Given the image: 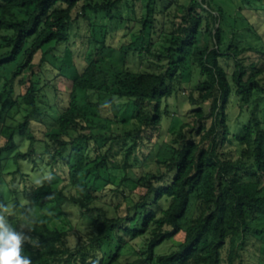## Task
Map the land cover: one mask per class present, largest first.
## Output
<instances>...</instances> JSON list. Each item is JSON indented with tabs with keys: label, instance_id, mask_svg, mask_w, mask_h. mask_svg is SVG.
Segmentation results:
<instances>
[{
	"label": "trees",
	"instance_id": "obj_1",
	"mask_svg": "<svg viewBox=\"0 0 264 264\" xmlns=\"http://www.w3.org/2000/svg\"><path fill=\"white\" fill-rule=\"evenodd\" d=\"M123 1L129 0H0V77L4 64L24 52V58L12 71V78L1 84V97L5 91L8 93L3 99L2 112L12 98L11 83L27 68H35L34 60L40 50L45 52L50 43H68L73 26L88 17L87 12L99 16L103 25L100 38L97 31L93 34L91 55H82V66L73 61L67 72L65 65L61 66L65 68L64 75L72 80L62 108L52 114L49 107H43L31 82L24 99L32 110L24 120L7 125L0 118V132L5 136L0 155L15 149L18 138L24 136L29 139L31 151L36 150L40 140L56 163L64 161L72 132L89 128L85 123L86 107L98 104L105 97L109 104L124 99L127 108L133 105L128 112L137 124V133L129 155H136L140 139L144 143L158 133L160 102L178 88L176 83L194 104L188 114L190 119L172 132L169 156L159 158L156 169L135 173L136 183L143 186L144 192L137 200L127 203L125 211L120 210L122 202H119L116 215L94 206L97 188L85 183L89 155L82 154L92 136L86 132L79 134L73 141L76 159H67L63 164L65 169L68 167L70 185L76 191L60 187L42 190L44 185L39 184L33 186L30 195L40 206H47L53 200L58 206L78 204L93 213L94 227L81 243L72 247L68 230L50 227L39 220L22 254L29 256L32 264H143L142 257L124 262L118 257L127 239L149 232L148 257L156 264H222L226 247L228 264H243L236 261L241 255V240L252 231V222L264 216V81L260 77L263 69L256 61L248 64L243 54L248 49L264 53V45L259 48L257 42H251L248 47L239 46L234 31L233 40L224 47L227 12L223 6L207 0H189L172 22L167 68L130 70L126 66L129 47L112 46L107 36L112 25L121 22L116 11ZM158 2L146 0L147 18L141 23L149 40L144 41L143 47L151 46L157 34L155 22L161 14ZM200 34L205 37L203 45ZM106 48L123 54L125 75L97 84L100 72L97 57ZM188 63L194 64L200 75L191 88L184 85ZM19 81L27 82L23 77ZM93 93L97 94L95 100L91 98ZM258 99L262 105L245 116L243 130L238 134L231 121L233 109L236 104L243 108ZM48 114L51 121L43 123L38 134L33 124ZM54 127L57 130L50 131ZM232 144L236 148H231ZM144 147L140 149L147 153ZM26 155L18 151L15 161L20 162ZM101 164V167L106 164V157ZM129 165L127 160L125 167ZM194 204L197 212L187 221ZM94 209L99 211L94 213ZM182 230L184 239L175 249L156 253L158 245ZM114 240L118 241L116 247ZM105 243L110 246L108 251L104 249Z\"/></svg>",
	"mask_w": 264,
	"mask_h": 264
},
{
	"label": "rangeland",
	"instance_id": "obj_2",
	"mask_svg": "<svg viewBox=\"0 0 264 264\" xmlns=\"http://www.w3.org/2000/svg\"><path fill=\"white\" fill-rule=\"evenodd\" d=\"M207 1L223 6L227 12L226 22L224 23V47H227L233 40L234 31H237L235 36L239 46L246 47L251 42H257L259 48L264 45V0ZM187 2L189 0H159L161 14L157 15L158 19L155 22L157 34H155L151 46L143 47L144 41L149 40L141 23V20L147 18L146 0L123 1L116 11L121 22L118 26L112 25L113 28L110 29L107 36L108 42L112 46L125 45L129 47L126 63L128 69L162 71L167 68L169 59L167 46L170 44L169 37L172 31V22ZM87 15L88 17L80 19L73 26V36L68 43L60 45L55 42L50 43L45 52L40 50L37 53L34 60L36 64L34 69L27 68L21 76L15 77L11 83L14 91L12 98L9 99L6 105L5 112L1 110L3 99L8 97V93L5 91L3 97L0 95V118L3 117V121L7 125L18 124L32 110L24 99V94L31 82L37 89L39 101L43 104V107H49L52 114L64 106L72 80L71 77L64 75L62 69L65 68L61 67L62 64L65 65L66 72L70 71L68 66L73 61L82 66V55H91L95 42L93 34L97 31L99 38L101 37L100 30L103 25L100 17L92 12H87ZM105 23L109 25L108 21ZM236 23L238 24L234 28L233 25ZM199 41L200 44H205L203 34L199 35ZM243 56L248 64L256 61L257 66L262 67L263 71L260 77L264 81V53L259 52V49H248ZM23 58L24 52H21L15 59L4 64L1 71L0 85L7 79L12 78V71ZM123 59L124 56L120 51H112V48L103 49L97 57L100 71L96 79L97 84L107 79L115 80L124 76ZM231 65L233 66V63ZM20 77H23L27 82L21 83L19 81ZM184 77L186 78L184 85L191 88L199 81V70L194 64L188 63ZM30 79L31 81H29ZM176 87L178 88L174 92L163 97L160 102L161 118L158 133L155 134L152 140L147 139L144 143L140 139L136 147V155H129L134 135L137 133H135L137 124L130 115L131 113H129L133 105L127 108L128 105L124 99L109 104L108 98L105 97L98 104L86 107L88 118L85 123L89 128L72 132L69 136L71 144L65 152L64 161L60 160L56 163L52 159V153L45 151V143L40 140L36 144V150L31 151L29 139L24 136L18 138V146L15 149L0 155V213H4V209H8L5 214L13 227H18L25 215L30 217L32 223L24 229L28 238L33 237L32 228L38 225L40 220L50 227L68 230V242L72 247L81 243L86 234L94 227L93 213H88L80 205L70 202L58 206L53 200L47 206H40L30 195L33 186L44 185L42 190L60 187L66 188L68 191H76V188L70 185L68 167L65 169L63 164L67 159H70V161L76 159L77 150L74 148L73 143L75 138L84 132L91 133L90 136L92 137L82 154L83 156L87 153L89 155V162L84 170L85 183L87 186L93 185L97 188L96 194L98 196L94 200V206L95 208H104L109 215H116L118 213L117 204L122 202L120 210L125 211L127 203L137 200L144 192L143 186L136 183L137 175L135 173L156 169L158 159L167 157L170 154L169 141L172 132L178 129L184 121L190 119L188 114L194 104L189 101L187 93L179 83H176ZM2 90L3 85L0 86V93ZM96 97V93L91 94L93 100ZM259 100H255L250 105H244L243 108L236 104L235 109L232 111L233 118L231 121H233V126L238 134L243 130L246 122L245 116L250 115L253 108H259L262 105ZM37 120L38 122H34L33 125L39 134L40 129L43 128V123L51 121V115L48 114L46 118L39 117ZM56 130V127L50 129V131ZM150 136H152V133ZM4 140L5 136L0 132V145ZM142 145L145 146L144 149L147 153L142 152L140 149ZM231 148H236V145L232 144ZM96 149L97 151H95ZM18 151L28 154L21 157L20 162H16L14 158ZM28 152H31V154ZM147 154L149 155L147 156ZM137 156L139 159H137ZM103 157H106V164L101 167ZM127 160L131 165L126 168ZM97 211L99 210L94 209V213ZM196 212L197 209L194 204L187 221ZM252 228L250 234L244 240H241V255L236 257V261H242L243 264H264V229H262L264 228V216L252 222ZM184 236L185 231L182 230L176 235L165 239L156 247V253L169 252L175 249L184 239ZM149 239V232L127 239L121 245L118 260L124 262L142 257L144 259L143 264H156L154 260L148 257ZM113 243L116 247L118 241L114 240ZM104 249L108 251L110 246L105 243ZM227 253L228 247L224 249L222 264H228Z\"/></svg>",
	"mask_w": 264,
	"mask_h": 264
},
{
	"label": "clouds",
	"instance_id": "obj_3",
	"mask_svg": "<svg viewBox=\"0 0 264 264\" xmlns=\"http://www.w3.org/2000/svg\"><path fill=\"white\" fill-rule=\"evenodd\" d=\"M0 213V264H32L29 256L22 254L24 245L29 242V238L24 231L32 220L25 215L22 217L18 227H13L5 213Z\"/></svg>",
	"mask_w": 264,
	"mask_h": 264
}]
</instances>
